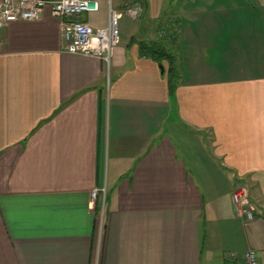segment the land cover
Listing matches in <instances>:
<instances>
[{
    "label": "crops",
    "instance_id": "1",
    "mask_svg": "<svg viewBox=\"0 0 264 264\" xmlns=\"http://www.w3.org/2000/svg\"><path fill=\"white\" fill-rule=\"evenodd\" d=\"M93 1V29L109 3L142 8L121 17L109 66L63 53L48 10L0 30V264H240L247 250L264 264V0ZM169 21L172 95L137 46L167 45Z\"/></svg>",
    "mask_w": 264,
    "mask_h": 264
},
{
    "label": "built area",
    "instance_id": "2",
    "mask_svg": "<svg viewBox=\"0 0 264 264\" xmlns=\"http://www.w3.org/2000/svg\"><path fill=\"white\" fill-rule=\"evenodd\" d=\"M45 10L60 23L63 53L102 61L107 66L113 49L118 45V24L121 17L127 16L136 21L142 14V8L138 5L129 7L125 4L123 12H117L109 3L106 26L93 29L80 21L82 15L97 13L98 5L93 0H0V30L13 22H36ZM168 32V27H163L159 35L162 39H167ZM231 198L236 218L243 220L244 225L252 223L255 211L246 190H235ZM90 202L95 207L99 220L105 214V191L94 189L90 193ZM98 227L101 234L103 227L101 224ZM229 259L235 260L236 257L230 255ZM240 264H259L256 252L247 250L242 253Z\"/></svg>",
    "mask_w": 264,
    "mask_h": 264
},
{
    "label": "trees",
    "instance_id": "3",
    "mask_svg": "<svg viewBox=\"0 0 264 264\" xmlns=\"http://www.w3.org/2000/svg\"><path fill=\"white\" fill-rule=\"evenodd\" d=\"M137 46L140 57L148 58L162 68L169 94L172 95L180 79L179 72L176 67V57L172 53L168 52V48L161 41L137 43Z\"/></svg>",
    "mask_w": 264,
    "mask_h": 264
},
{
    "label": "rangeland",
    "instance_id": "4",
    "mask_svg": "<svg viewBox=\"0 0 264 264\" xmlns=\"http://www.w3.org/2000/svg\"><path fill=\"white\" fill-rule=\"evenodd\" d=\"M124 19H126V18H124ZM123 22H121V20L119 21V24H118L119 29H120V26L123 24ZM163 27H168V31L169 32L166 33V35L168 37L166 39L167 40L166 41V43H167L166 47L168 48V52H170V53H172L174 55L173 51H175V49L177 47V45H176V42H177V28H176V25L172 21H169V22L164 23V25H162L158 29V31L161 32ZM104 221H105V214L104 215L102 214L100 216L99 220H98V222H99L98 226L101 224V226L104 227Z\"/></svg>",
    "mask_w": 264,
    "mask_h": 264
},
{
    "label": "water",
    "instance_id": "5",
    "mask_svg": "<svg viewBox=\"0 0 264 264\" xmlns=\"http://www.w3.org/2000/svg\"><path fill=\"white\" fill-rule=\"evenodd\" d=\"M161 72H162V69H161Z\"/></svg>",
    "mask_w": 264,
    "mask_h": 264
}]
</instances>
